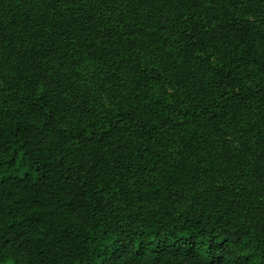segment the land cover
Wrapping results in <instances>:
<instances>
[{"label":"trees","instance_id":"1","mask_svg":"<svg viewBox=\"0 0 264 264\" xmlns=\"http://www.w3.org/2000/svg\"><path fill=\"white\" fill-rule=\"evenodd\" d=\"M167 4L176 55L145 0H0V264H264V0ZM85 56L136 89L103 107Z\"/></svg>","mask_w":264,"mask_h":264},{"label":"rangeland","instance_id":"2","mask_svg":"<svg viewBox=\"0 0 264 264\" xmlns=\"http://www.w3.org/2000/svg\"><path fill=\"white\" fill-rule=\"evenodd\" d=\"M148 7H152L155 5L160 6L161 12H162V18H163V24L165 26V37L167 38L166 41H168V44L170 48L172 49L174 55L178 54L180 51V43L177 41V37L175 35V31L171 24V10L167 4L168 0H145ZM264 28V25H263ZM81 64L83 67V73H81L84 76H87L88 79L91 80L93 83V86L95 85L96 88L98 87L95 84V81L98 77H102L105 81L104 85L105 87L103 90L98 91L99 92V103L105 107L110 108L113 106L112 98L111 96L113 93H126L130 94L132 93L137 85L136 82L132 79L131 75L125 71L124 69H121L117 66V64L114 61H111L105 66H102L100 64H94L92 60H90L88 57H83L81 60ZM51 66L54 67L56 70L60 69L59 62L57 60L53 63H51ZM59 75H63L62 78V86L63 90H65L64 94L61 97V102L63 104H69L72 102L73 96L71 95V88L73 87V77L68 75L67 73H64L63 70H59ZM64 73V74H63ZM56 75V74H55ZM61 81V79H59ZM162 176L155 170L144 168L141 169L134 177V180L132 183H137L138 181L141 182H147V181H154V180H161ZM182 181L189 183L191 186H193V189L196 190V194L194 195V198L196 200L202 199L203 189L204 187L201 185V182H193L191 179L187 177H182ZM137 201V200H136ZM135 206V209H131L126 212V216L124 222H122V226L125 229H130L132 226L136 223H138V215L141 210H150V209H156L159 207H165L167 209L174 210L177 214H180L183 212L188 205V199L186 197H183L177 201L174 202H164L161 200H139L137 201ZM113 206L117 208H121V204L119 201H114Z\"/></svg>","mask_w":264,"mask_h":264}]
</instances>
